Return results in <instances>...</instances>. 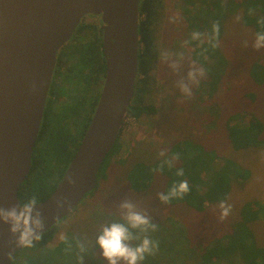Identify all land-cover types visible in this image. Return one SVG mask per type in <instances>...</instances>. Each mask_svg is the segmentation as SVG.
Wrapping results in <instances>:
<instances>
[{"label":"trees","instance_id":"trees-1","mask_svg":"<svg viewBox=\"0 0 264 264\" xmlns=\"http://www.w3.org/2000/svg\"><path fill=\"white\" fill-rule=\"evenodd\" d=\"M166 2L167 0H140L138 73L134 97L127 114L138 120L158 112L157 104L154 102L155 92L158 91V77L164 73L166 62L169 61V69L174 68L173 59L169 57L170 52L176 50L174 58L182 62V70L185 72L180 81L173 84L171 90L174 88L182 90L183 93L195 96L194 100L199 101L207 93L212 97L214 91L220 87L223 77L232 71L229 66V52L239 48V41L236 39L234 42L237 47L224 49V39L226 33H230L232 24L240 27L245 35L253 39H256L257 33L264 32V0H179L177 9L180 12L181 26L175 34H171L166 26ZM76 34L78 35L74 37V41L64 47L65 54L67 51L70 55L78 54L80 66L89 70L88 76L95 71L101 80L102 74L105 73L101 28L97 24H86L82 21ZM253 59L247 68L248 75L254 84L264 87V48L258 49ZM256 93L246 92L250 98L255 97ZM241 116L247 118V122L233 123ZM58 131L51 130L48 136L43 134V129L39 132L33 151L31 171L19 186L20 202H26L33 196L37 198V202L42 201L61 181L74 150L68 149V139L64 138L66 132L63 127ZM119 134L120 141L122 132ZM227 138L230 147L235 151L239 150V153L264 148V121L247 111L242 114H231L227 120ZM189 141L175 142L161 157L145 159L129 154L123 159H118L117 171L112 182L114 193L111 192L109 197L123 193L125 199L131 196L141 206L143 203L150 205L152 210H157L163 205L167 210L171 208L172 212L176 213L175 209L186 206L202 214L212 205L230 202L235 188H239L240 193L249 180L253 179V171L244 162L245 159H239L238 162L231 154L221 156L218 149L205 148L201 144ZM119 148L120 144L116 142L98 172V176L100 174L102 176L101 185L103 181L107 185L109 172L115 162L112 156ZM177 156L179 159L174 160L173 166L169 167L168 161ZM180 168H183V176L177 175ZM180 181H187L190 191L183 198H173L168 203L161 202L159 194L168 192ZM101 185L97 182L96 188L100 189ZM89 194L92 195V191L87 196ZM238 211L239 217H235L231 227L221 236L205 244L199 253L195 254L202 264H264V244L259 243L253 227L264 219V196L246 199L239 204ZM83 213L75 216L74 220L81 218ZM111 213V210H105L103 217H100L98 212H93L92 215L85 213L84 219L90 231L88 234H85L84 230L75 232L76 234L70 232L69 235L79 238V242L67 246L69 249L77 250L76 257L72 250L64 251V255L69 253L67 263L85 264L84 261L87 260L88 264H108L96 241L102 228L109 225L111 220L114 221L115 217ZM96 221L98 222L95 223ZM170 221L167 219L158 227L165 233L170 232L176 226ZM214 222L215 220L211 223V229L206 228L207 223L204 221V224L200 222L191 227L188 235L190 234L193 245L205 240L206 237L211 238L210 232L216 227ZM181 229L178 228V232L183 231ZM57 232L59 230L56 231L55 224L34 242L37 246L35 250L30 251L39 252L48 244L57 241L59 239L56 236ZM178 232L171 231L170 235ZM183 234L184 239L187 238L184 231ZM183 244V238H179L176 257L171 262L166 261L170 258L169 253V257L165 256L162 260H165L166 264H179L176 258L187 256L184 259L186 260L189 257L188 252L191 249V253L193 252V245L188 247ZM20 252L22 251L16 254L18 258ZM143 262L152 264V260Z\"/></svg>","mask_w":264,"mask_h":264},{"label":"water","instance_id":"water-1","mask_svg":"<svg viewBox=\"0 0 264 264\" xmlns=\"http://www.w3.org/2000/svg\"><path fill=\"white\" fill-rule=\"evenodd\" d=\"M86 15L101 17L105 83L90 125L54 191L38 202L41 235L97 186L134 97L140 0H0V206L18 204L32 167L59 50ZM24 247L0 224V264Z\"/></svg>","mask_w":264,"mask_h":264},{"label":"rangeland","instance_id":"rangeland-1","mask_svg":"<svg viewBox=\"0 0 264 264\" xmlns=\"http://www.w3.org/2000/svg\"><path fill=\"white\" fill-rule=\"evenodd\" d=\"M179 0H167L166 2V26L171 31V34L177 33L180 30V12L178 8ZM100 20V18L98 17ZM98 19L87 17L85 19L86 24L91 22L97 23ZM239 29V30H238ZM250 30V29H249ZM239 31V32H238ZM251 32V30H250ZM251 34H253L251 32ZM76 34L74 37H76ZM254 36V35H253ZM80 37L77 39L79 40ZM236 39L239 41V48L232 49L229 52V66L232 71L223 77L220 87L214 91L212 97H209V93L205 94L199 101L194 100L195 96L187 93H183L182 90H171L174 83L180 81V78L184 76L182 70L183 64L181 61L174 58L175 51L170 52V59H173L172 63L174 68L169 69V61L166 62L164 73L158 77V91L155 92L154 102L157 104V114L146 116L142 120H138L133 116L127 115L124 119L121 128V139H117V144H120L119 150L112 156V160L115 161L109 172V179L106 183L103 181L101 185L102 176L97 175V182L101 185L92 190V195H86L81 203L77 206L79 209L74 210L71 214L65 217L61 222L56 224V231L59 238L54 243L48 244L45 248H42L39 252H31L37 246L34 243V247L23 248L18 256L13 258L12 264L18 262V264H69L67 263V255H64V251H67L70 244L73 242H79V238L73 237L70 232L79 233L84 230L85 234L89 233L87 227L88 223L84 219L85 213L89 215L93 212H98L100 217H103L105 210H111L112 215L115 217L112 222H119L123 220V210L120 209V204L124 200H130L137 206L138 211H143L150 216L153 223L157 225L164 224L167 219L174 222L176 226L172 228V233L178 232V228H182L186 233L187 238L184 239L183 231L177 234L170 235V232L163 231L162 228L157 226L155 231H150L148 235L154 241H157L159 248L154 255L146 257L145 260H152V264H166V261H172L177 255V242L179 238H183L184 246L192 247L193 243L188 235L191 227H195L198 223L206 222V228H212V221L216 227L211 230V238L206 237L205 240L197 242L193 245L192 249L188 252L187 256L182 258H176L179 264H202L199 258L195 255L198 254L200 249L211 240L224 234L235 222V217H239L238 210L239 204L248 198H261L264 196V148L252 150L247 153H239L230 147L227 138V120L231 114L248 112L249 114H256L262 121H264V87L254 84L250 76L248 75V65L252 63L257 55L258 49L254 47L255 39L245 35L244 30L238 28L234 24L230 27V33H226L225 36V48H235ZM224 46V42H223ZM177 53V52H176ZM178 54V53H177ZM168 56H166L168 58ZM252 61V62H251ZM168 67V69H167ZM172 72H171V71ZM264 86V85H263ZM208 89V88H207ZM257 92L255 97L247 96L246 92ZM245 93V94H244ZM68 93L65 94L67 96ZM194 100V101H193ZM72 105V104H71ZM58 110V108H57ZM247 118L240 117L233 123H245ZM61 121L55 118L53 127L60 130ZM190 140L194 143L201 144L205 148L218 149L221 156L231 154L238 162L239 159H245L249 168L253 171V179L249 180L245 188L239 193V188H235L234 194L230 202L225 203V207L229 208L228 215L221 219L222 209L220 204L212 205L207 209V212L196 213L194 210L181 206L179 209H175L176 213L172 212V209L167 210L161 205L157 210H152L150 205L143 203L141 206L139 203L133 200L131 196L125 194H113L109 197L110 193H114L112 187L113 177L116 174V161L123 159L129 154L136 157H142L148 159L149 157H161L160 153L163 151L166 153L169 147L177 141ZM137 154V155H136ZM104 163V162H103ZM120 172V170H118ZM236 184H234V187ZM233 187V189H234ZM233 192V190H232ZM127 195V194H126ZM124 198V199H123ZM123 200V201H122ZM81 218L75 219V216H79L82 213ZM237 212V213H236ZM237 214V215H236ZM175 218V220H174ZM102 219V218H100ZM165 220L163 223L161 221ZM154 221L160 222L156 223ZM96 221L95 223H97ZM125 222V221H123ZM169 222V224H170ZM59 226V227H58ZM254 230L256 232L259 243L264 244V219L254 224ZM176 229V230H174ZM181 229V230H182ZM133 233L137 236L143 237L139 229H133ZM75 233V234H76ZM210 238V239H209ZM137 243L138 241H134ZM30 249H32L30 251ZM69 249V252H71ZM186 250V249H185ZM77 250L73 248L72 252L75 254ZM188 251V250H187ZM168 260H162L166 257ZM88 264L89 261H84ZM98 264V263H93ZM142 264H147L143 262ZM216 264V263H213Z\"/></svg>","mask_w":264,"mask_h":264},{"label":"clouds","instance_id":"clouds-1","mask_svg":"<svg viewBox=\"0 0 264 264\" xmlns=\"http://www.w3.org/2000/svg\"><path fill=\"white\" fill-rule=\"evenodd\" d=\"M254 47L264 48V32L257 33ZM164 154L163 151L160 153L161 156ZM178 159L177 156L169 160V167ZM177 175H184L183 168L177 170ZM189 191L188 182L180 181L168 192L160 193L159 200L168 203L173 198H183ZM220 207L223 210L221 219H224L229 208L225 207L223 202ZM120 209L123 210L125 222H112L104 226L96 242L108 264H142L147 256L154 255L159 248L158 242L148 235L150 231H155L158 225L153 223L145 212L138 211L136 204L130 200H124ZM0 224L8 226V231L15 238L17 245L34 247V242L41 238V231L44 229L43 213L37 198L33 196L26 202H19L10 207L0 206ZM133 229H139L144 233L143 237L135 235Z\"/></svg>","mask_w":264,"mask_h":264},{"label":"flooded vegetation","instance_id":"flooded-vegetation-1","mask_svg":"<svg viewBox=\"0 0 264 264\" xmlns=\"http://www.w3.org/2000/svg\"><path fill=\"white\" fill-rule=\"evenodd\" d=\"M87 17L94 19H98L99 17L100 20L98 19L96 24L101 28L102 20L100 16L86 15L81 22H85ZM94 23L95 22H91V24ZM76 32L77 29L72 38L58 52L57 62L40 127V131L43 129V134L48 136L50 135L49 133H51V130L54 132L58 131L53 127L55 118H58L61 121L62 126H60V128L63 127L66 132L64 138L68 139V149L71 151L74 150V153L71 154L72 157L70 161L72 160L95 114L104 87L106 75V63L105 73L102 74V79L100 80L98 73L95 71L88 76L89 70L80 66L78 54L70 55L68 51L67 54H65L63 49L67 44L74 41V35ZM66 93H68L67 96H65Z\"/></svg>","mask_w":264,"mask_h":264},{"label":"built area","instance_id":"built-area-1","mask_svg":"<svg viewBox=\"0 0 264 264\" xmlns=\"http://www.w3.org/2000/svg\"><path fill=\"white\" fill-rule=\"evenodd\" d=\"M124 122V121H123Z\"/></svg>","mask_w":264,"mask_h":264}]
</instances>
